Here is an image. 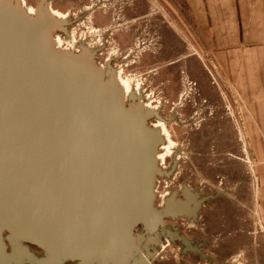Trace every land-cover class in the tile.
<instances>
[{
	"label": "water",
	"instance_id": "1",
	"mask_svg": "<svg viewBox=\"0 0 264 264\" xmlns=\"http://www.w3.org/2000/svg\"><path fill=\"white\" fill-rule=\"evenodd\" d=\"M46 2L0 0V264H151L165 238L195 251L173 221L209 196L156 203L175 168L157 160V113L94 50L58 48L71 20Z\"/></svg>",
	"mask_w": 264,
	"mask_h": 264
},
{
	"label": "rangeland",
	"instance_id": "2",
	"mask_svg": "<svg viewBox=\"0 0 264 264\" xmlns=\"http://www.w3.org/2000/svg\"><path fill=\"white\" fill-rule=\"evenodd\" d=\"M37 1L25 3L35 7ZM51 6L71 20L67 35L57 33L62 47L85 46L97 62L109 60L166 119L176 146L166 152L161 144L165 160L158 163L168 170L174 161L175 168L157 178L156 203L184 185L209 196L199 223L175 222L191 242H204L201 254L211 260L182 253L180 242L165 238L151 264H264L260 183L243 125L247 105L214 63L186 2L51 0Z\"/></svg>",
	"mask_w": 264,
	"mask_h": 264
},
{
	"label": "crops",
	"instance_id": "3",
	"mask_svg": "<svg viewBox=\"0 0 264 264\" xmlns=\"http://www.w3.org/2000/svg\"><path fill=\"white\" fill-rule=\"evenodd\" d=\"M212 59L246 106L245 134L259 178L264 223V0H181Z\"/></svg>",
	"mask_w": 264,
	"mask_h": 264
},
{
	"label": "bare ground",
	"instance_id": "4",
	"mask_svg": "<svg viewBox=\"0 0 264 264\" xmlns=\"http://www.w3.org/2000/svg\"><path fill=\"white\" fill-rule=\"evenodd\" d=\"M20 1H21L22 5L27 9V11L29 13L32 14V13L35 12V7L30 6V5H27L25 3V0H20ZM46 4H47V8L51 12V14H53L54 16H56V17H58L60 19L67 20V16L64 13H61L60 11H58L57 9H54L51 6V1L50 0H47ZM54 42H55V44H56V46L58 48L68 49L66 47H62L61 40H60V38H59V36H58L57 33L54 34ZM97 63L103 69H105L106 66L107 67L108 66L111 67L109 60H106L104 64H101L99 62H97ZM113 72H114V76L117 79L119 85L121 86V88H122V90H123L124 95H125L126 98H127V96L129 94L132 93V94H134L139 99V101L141 102V104L145 108L151 109L155 113H157V117L155 118V123H153L152 126L155 127V128H157V129H159V131H160V133H161V135L163 137V142L161 144L164 145V150H166V152H170V150L172 148H174L176 146V144H175V142L172 140V138L170 136V132H169L168 127L166 125L167 124V121H166V119L164 117H162L160 115L159 109L158 108H154V106L151 105L150 101H147L148 99L144 100V94L141 93V88H140V85L139 84H135V89H132V87H131V81L129 79H126V78L121 77L120 72H119L118 69L117 70H113ZM159 157H160V159H158ZM157 160H158V162H159V160H162V161L165 160V156H163V154L160 153L159 151L157 152ZM156 193H157V191H156ZM164 200H165V198H163V201ZM159 206H161V204H159ZM177 209H181V208H177ZM184 218H186V217H184ZM160 258H161V256H160Z\"/></svg>",
	"mask_w": 264,
	"mask_h": 264
},
{
	"label": "flooded vegetation",
	"instance_id": "5",
	"mask_svg": "<svg viewBox=\"0 0 264 264\" xmlns=\"http://www.w3.org/2000/svg\"><path fill=\"white\" fill-rule=\"evenodd\" d=\"M40 0H38L37 1V3H36V5L38 4V2H39ZM51 1V0H50ZM36 5H35V7H36ZM182 188H178L177 190H172L171 192H170V194L173 192V191H175V193H176V197H179V198H182L183 196L181 195V190L183 189V186H181ZM191 189V188H190ZM192 190H195V189H192ZM197 191V190H196ZM198 192V191H197ZM199 193V192H198ZM169 193H168V195H170ZM202 206L203 205H201L200 206V208L198 209V211L196 212V214H195V216L194 217H190L189 219L188 218H184L183 216H180V217H178V219H182V220H190V221H192V222H195V223H199L200 222V218H199V216H198V212L201 210V208H202ZM177 218L173 221V223L175 224V226H176V222L175 221H177L178 220ZM172 222V221H171ZM177 227V226H176ZM177 231H178V233H179V230H178V227H177ZM179 235H181L180 233H179ZM183 236V235H182ZM185 237V236H184ZM186 238V237H185ZM187 239V238H186ZM189 240V239H188ZM180 242V244L182 245V247H181V249H180V252H182V250H184L185 249V252H187V251H190V252H193V253H197V254H199L200 255V252H201V247L204 245V242H199V243H197V244H194L193 242V246L194 245H197L198 246V248L195 250V251H193V250H191V249H189L188 247H186L185 248V245L179 240V239H176L174 242ZM189 241H191V240H189ZM185 252H182V253H185ZM203 254V253H202ZM204 256H209V254H203Z\"/></svg>",
	"mask_w": 264,
	"mask_h": 264
}]
</instances>
